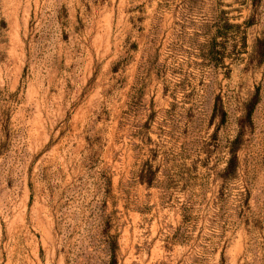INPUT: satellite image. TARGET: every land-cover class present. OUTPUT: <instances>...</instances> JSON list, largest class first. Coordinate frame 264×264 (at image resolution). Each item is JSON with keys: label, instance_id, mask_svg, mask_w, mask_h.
I'll use <instances>...</instances> for the list:
<instances>
[{"label": "rangeland", "instance_id": "1", "mask_svg": "<svg viewBox=\"0 0 264 264\" xmlns=\"http://www.w3.org/2000/svg\"><path fill=\"white\" fill-rule=\"evenodd\" d=\"M107 233L264 264V0H0V264H105Z\"/></svg>", "mask_w": 264, "mask_h": 264}, {"label": "trees", "instance_id": "2", "mask_svg": "<svg viewBox=\"0 0 264 264\" xmlns=\"http://www.w3.org/2000/svg\"><path fill=\"white\" fill-rule=\"evenodd\" d=\"M221 44V42L218 40V37L215 38L211 43H209V53L208 56H210V59L216 58L218 59L217 56V47ZM222 54V53H221ZM222 56V55H221ZM231 159L228 163V166L226 168V178L232 177L238 170L239 168V158L237 154V149H233L231 153ZM143 178L144 182H147L148 185L153 182L152 175L150 174V171L145 169L143 171V174L141 175ZM104 243L106 245L107 251L110 256V261L105 264H117V251L119 249V242L118 238L114 235H110V233H107L105 235Z\"/></svg>", "mask_w": 264, "mask_h": 264}]
</instances>
